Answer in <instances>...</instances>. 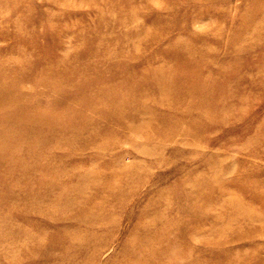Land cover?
Segmentation results:
<instances>
[{
	"label": "rangeland",
	"instance_id": "374dc122",
	"mask_svg": "<svg viewBox=\"0 0 264 264\" xmlns=\"http://www.w3.org/2000/svg\"><path fill=\"white\" fill-rule=\"evenodd\" d=\"M0 264H264V0H0Z\"/></svg>",
	"mask_w": 264,
	"mask_h": 264
},
{
	"label": "bare ground",
	"instance_id": "6f19581e",
	"mask_svg": "<svg viewBox=\"0 0 264 264\" xmlns=\"http://www.w3.org/2000/svg\"><path fill=\"white\" fill-rule=\"evenodd\" d=\"M13 161H14V160H13ZM15 184H16V183H15ZM257 221H258V220H257ZM221 226H222V225H221ZM221 231H222V230H221ZM179 253H180V252H179ZM179 253H178V254H179Z\"/></svg>",
	"mask_w": 264,
	"mask_h": 264
}]
</instances>
